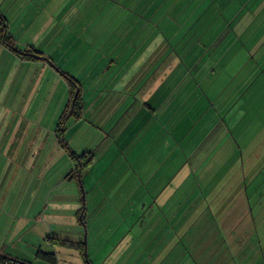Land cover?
<instances>
[{
	"label": "rangeland",
	"instance_id": "obj_1",
	"mask_svg": "<svg viewBox=\"0 0 264 264\" xmlns=\"http://www.w3.org/2000/svg\"><path fill=\"white\" fill-rule=\"evenodd\" d=\"M102 1L0 0V18L4 20V25L11 36L10 40L6 38L9 35L1 38L3 27L2 21H0V88L9 90V99H25V93H21V90L25 88V82L31 88L68 87V77L73 76L80 82L83 94V89H97L99 83L105 81L97 77L96 74L98 73L90 75L91 78L89 79L83 78L89 75V71L93 69L91 65L88 66L86 58L96 61L94 66H98V68L95 72H99L102 65L99 59L102 56L117 55L116 59L119 62L122 58H118L119 55H123L125 65L128 62L127 67L128 65L131 67L137 57H141L134 68L138 67L139 69L143 65V78L151 75L155 77L160 74L159 70L167 60L169 51L175 50V53L187 58L188 53L195 47L189 60H180L177 55L178 59L173 67L174 72L165 82L164 88H170L171 96L174 97L189 83L190 91L197 86L198 92L207 91L208 95H211L212 101H209V106L206 104L199 110H191L192 102L194 99H198L196 97L198 92L194 88L195 96L191 98V101L189 100L187 105L190 110L186 112L181 109L174 116V119L188 118L190 125L197 123L200 126L206 118L208 119L214 113L216 117H219L220 120L223 119V122L226 123V134L238 135L243 133V137H247L250 143L249 149L244 154L241 153L242 151L238 152L237 157L232 162L233 169H236V176H230L232 171L228 174L225 167L221 179L218 176L216 177L217 180H214L219 183L218 180L220 179L221 184H223L221 188L223 191L217 187L213 189L212 194L206 192V194L201 195L205 199V206L200 211L206 210V217L199 224H193L194 216L191 207V204L198 198L195 194H199V192L195 190L199 187L198 185L195 188L192 185L189 186L190 206L185 207L184 201L183 214L171 219L174 229H169L167 233H170V237L174 238L171 247L174 251L163 264H264V14L254 16L251 27L242 30L243 25L239 24L242 17L236 19L235 15L223 9L219 16L216 15L215 23L211 27L207 25L204 31L194 37L196 34L194 27L198 25L193 24L192 19L198 21L201 17H205L207 20L214 12L216 13L215 9L211 8V14L197 15L191 18L193 7L198 4L199 0H188V2L183 0L184 3H188V12L182 10L178 17L168 15L172 21L176 22L175 27L173 25L168 27L166 21L164 23V16H166L164 15L162 20L158 21L161 29L158 27V22L154 26L148 21L145 24L144 19L150 20L149 17L156 18V15L144 14L147 12V9L144 10V6L148 5V9L157 11L164 5V0H109L101 7ZM209 1L204 0L205 3H203L202 0L199 5L207 6ZM188 13H192V15ZM199 22L200 20L197 23ZM157 31L160 34L158 37ZM172 34L175 41L171 45L169 43L168 46L163 47L158 53L156 51L159 48L154 47L156 44L150 45L148 42L153 38L156 42L161 37L166 40V36ZM230 34L232 36L236 34L238 41L231 42L229 40ZM139 42L142 44H137ZM132 44H136L135 47ZM193 44L197 45L193 46ZM29 47L45 52L51 61L47 60V65L41 67L42 64L38 62L40 60L25 59V53L29 52ZM13 50L22 53L24 57L16 55ZM137 50L138 52L135 53ZM83 55L86 56L84 60L80 59ZM78 59H80L79 62H77ZM130 62L132 63L129 64ZM9 66L13 67L12 72ZM168 71L170 72V70ZM26 72L29 74L27 80H25ZM136 86H130L132 93L137 90L139 83H136ZM102 87H106V85H102ZM134 97L135 94H132L133 99ZM28 98H35L39 102L45 98V94H40V91L37 90L31 92ZM212 102L214 103L211 105ZM130 104L132 103H129L128 107L123 108L122 111L112 112L114 115V120L111 119L113 123L122 116L132 115L134 109L129 107ZM204 113L206 114L205 117H203ZM84 117L92 124L86 128L79 127L76 138L79 148L81 144H85L87 147L86 151L79 152V154L80 156L84 155L85 160H90L87 168L88 178L93 179V185L97 187L96 192L104 184L105 178L111 177L114 170L124 166H122L124 161L127 164L132 163L131 165L134 167L140 163H145L147 167L150 166L153 155L150 147L153 146L147 145L142 138L140 140V138L128 135L124 139L122 136V139L114 142L112 151L105 149L107 145L102 142L104 136L90 144L88 140L82 142L86 137L89 138L93 133L96 134L97 131L101 130L90 112L80 118ZM113 126L114 124L103 127L104 131L106 133L114 131V134H117L122 129L121 124L117 128ZM229 127L232 128V131ZM64 131L65 128L63 129V136ZM146 136L147 141L149 136ZM116 149L120 153L124 151V154L120 155L122 156L121 161L118 158L119 155L113 153ZM135 154L139 156L135 157ZM193 161L191 160L190 163ZM225 163L223 160L220 166L225 165ZM241 173L245 177L243 192L245 194L247 191L250 199L249 209L252 210L248 217L250 220H246V218L240 220L236 226L238 228L226 227L224 232H220L217 235L218 238L216 237L217 240H220L219 243L216 239L209 242L208 236L204 235L202 238L201 232L204 230L208 235L212 222L216 227L218 226L217 223L222 227L217 212L219 206L217 205L228 199L229 193L234 195L238 193L236 191L230 192L229 186L231 179L235 181V177L240 178ZM193 174L194 180L197 179V182L202 178V176H198L197 168H193ZM136 182L135 175H125V180L121 184H126L127 189H129V186ZM116 194L117 191H111L106 194V197H114ZM126 209L118 208L115 215H112L114 210L112 209L104 217L100 211L95 212L93 207H90L89 219L84 226L82 238L85 244L86 257L82 256L79 249H64L55 246L50 249L57 255L56 263L36 259L32 255L29 258L36 260L38 264H160L158 258L155 259L157 256L161 257V249L154 247V243L151 244V236L154 235L153 233L149 235L150 220H145V217H142L145 225L141 226L140 223L135 222L136 216H126L129 212L127 210L125 213L126 221L122 222L124 218L122 211ZM119 216L122 217L118 218ZM113 217L115 221L120 220L114 225H122V229L120 233L110 237L111 231L104 227L105 223H102L101 220L112 221ZM95 221L100 222L95 223ZM249 224L251 227L246 228ZM183 225L184 228L181 229ZM188 226L190 230L188 228L187 236L189 237L184 239L182 233L186 232L182 231H185ZM123 237H128L127 248L124 250L119 244L124 242ZM205 250L206 254L203 255ZM170 258L171 262L169 261ZM0 264L14 263L10 260H1Z\"/></svg>",
	"mask_w": 264,
	"mask_h": 264
},
{
	"label": "crops",
	"instance_id": "obj_2",
	"mask_svg": "<svg viewBox=\"0 0 264 264\" xmlns=\"http://www.w3.org/2000/svg\"><path fill=\"white\" fill-rule=\"evenodd\" d=\"M108 1L103 0L100 6L102 7ZM223 1L226 0H210L207 6L199 5L198 2L193 7V15L188 13L192 15L191 18H194L197 15L211 14V8L216 11L215 13L213 10L215 15L213 13L207 20L205 17L198 19V21L200 20L199 23H197V19H192L193 24L198 25L194 27L196 30L194 37L204 31L207 25L211 27L215 23L216 15L219 16L223 9L235 15L236 19L242 17L239 23L243 25L242 30L251 27L254 16L264 14V0ZM203 3H205L204 0ZM163 4L157 11L148 9V5L144 6V10L147 9L144 14L156 15V18L144 19L145 24L148 21L154 26L166 15L164 16V23L166 21L168 27L170 25L175 27L176 22L172 21L168 15L178 17L182 10L188 12V3H184L183 0H164ZM157 24L161 29L160 23ZM158 32L156 33L157 37L160 35ZM173 36V34L167 35L166 40L161 37L156 42L153 38L148 42L150 45L156 44L154 47L159 48L156 51L158 53L163 47L168 46L169 43L171 45L175 41ZM237 39L236 34L234 36L229 35L231 42L238 41ZM197 44H193V46ZM134 45L133 47H135ZM194 49L188 53L187 58L175 53V50L169 51L167 60L159 70L160 74L145 78L142 74L143 65L139 69L138 67L134 68L141 57H137L133 65L127 67L128 62L125 65L123 55H119L118 58L122 57L119 62L116 59L117 55L102 56L99 59L100 64H102L99 72H95L98 68V66H94L96 61H91L84 55L80 57L82 60L86 58L88 66L91 65L93 68L89 71V75L83 78L89 79L91 78L90 75L98 73L96 74L97 77L100 80H105L99 83L97 89H83L85 102L83 115L86 116L90 112L101 130L97 131L96 134L93 133L89 138L86 137L82 142L88 140L90 144L104 136L102 142L107 145L105 149L112 151L114 142L122 139V136L125 139L129 135L140 138V140L142 138L147 145L153 146L150 147V151L153 153L150 166L147 167L145 163H140L134 167L131 165L132 163L127 164L124 161L122 168L114 170L111 177L104 179V184L98 192H96L97 187L93 185V179L88 178V166L78 168L77 162L70 157L63 145V143L67 144L78 154L86 151L85 144H81L80 148L78 147L77 131L79 127L86 128L92 123L85 117L79 119L69 116L65 123L63 138L57 131L59 118L69 100V86L31 88L25 82V88L21 90V93H25V99L14 98L15 100L8 98L9 90L0 88V249L2 251L10 250L13 253H7L12 256L32 260L29 256H35L38 248L44 251H49L55 246L64 249H77L62 245L60 242L55 243L51 239L83 242L84 226L89 219L90 207H93L95 212L100 211L104 217L112 209H114L112 215H115L116 210L123 207L127 209L122 211V216H124L122 222L126 221V216H136L135 222L137 221L141 226L145 225L142 217H145V220H150L149 235L152 233L154 235L151 236V244L154 243V247L161 249V257L155 256V260L158 258L160 264L168 260L174 251L171 249L174 238H171L170 233L167 232L169 229H174L171 219L183 214L184 201L185 207L190 206L189 186L192 185L195 188L198 185L199 187L195 190L199 192V194H195L198 198L194 199L195 201L191 204L194 216L193 224H199L206 217V210L200 211L205 206V199L201 195L206 194V192L210 194L217 187L221 190L223 184H221L220 179L223 168L226 167L228 174L232 171L230 176H236V169H233L232 162L237 157L238 152L242 151L241 153L244 154L249 149L250 143L247 137H243V133L238 135L226 134V123L223 122V119L220 120L219 117H216L214 113L208 119L206 118L200 126L197 123L190 125L188 118L174 119V116L181 109L186 112L190 110L187 107L188 102L195 96L194 88L195 90L198 88L196 86L190 91V84L188 83L187 87L172 97L171 89L164 88V84L174 72L173 67L177 62V55L180 60H189ZM137 52L138 50L135 51V53ZM113 57L114 59H111ZM38 62L42 64L41 67L47 65V60ZM10 68L12 72L13 67ZM53 69L55 70L54 67ZM28 75L26 72L25 80L28 79ZM136 83H139V87L132 93L131 89L136 86ZM102 85H106V87H102ZM37 90L40 91V94H45V98L39 102L35 98H28L31 92ZM192 91L194 92L192 93ZM132 94H135L134 99ZM197 94L198 99H194L192 102L191 110H199L206 104L209 106V101H212L211 95H208L205 90ZM129 103H132L129 107L134 109L132 115L122 116L113 123L114 115L112 112L122 111L123 108L128 107ZM205 116L204 113L203 117ZM112 124L115 128L121 124L120 132L114 134V131H110V133L104 131L103 127ZM229 129L232 131V128L229 127ZM165 130L167 131L164 132ZM146 135L149 136L147 141ZM113 153L119 155L118 158L121 161L122 156L120 155L124 154V151L120 153L116 149ZM134 156L138 157L139 155L135 154ZM140 158L138 159L140 160ZM191 160L194 161L190 163ZM223 160L226 163L220 166ZM193 168H197L198 176H202L198 182L197 179L194 180ZM175 169L176 172L174 173ZM125 175L136 176L137 182L130 185L129 189H127L126 184H121L125 180ZM218 176L220 178L219 183L214 181L217 180L216 177ZM233 180L231 179L230 182V192L236 191L238 193L235 195L229 193L228 199L217 205L219 206L217 212L222 227L219 226V223L216 227L212 222L208 235L204 230L201 232L202 238L204 235L208 236L209 242L215 241L216 237L218 238L217 235L224 232L226 227H236L240 220H245L244 218L250 220L248 218L252 212L251 208L249 209L250 199L247 191L245 194L243 192L244 174L241 173L240 178L235 177V181ZM213 185L215 186L213 187ZM111 191H117L116 196L106 197V194ZM143 208L145 212L142 211ZM127 210L129 212L125 216ZM97 222L100 221H95V223ZM101 222L105 223L104 227L111 231L110 237L120 233L122 229V225H114L115 222H120V220L115 221L114 217L112 221L101 220ZM177 222H179L178 219ZM174 225H176L175 222ZM250 225L246 228L251 227ZM188 228L189 226L185 231H182L186 232L182 233L184 239L189 237L187 236ZM240 229L242 231V228ZM123 238L124 242L119 243L122 250L127 248V238ZM216 241L217 243L220 242L219 239ZM177 243L179 244L178 240ZM205 254L206 250L203 255ZM169 261L171 262V258ZM34 262L38 264L36 260Z\"/></svg>",
	"mask_w": 264,
	"mask_h": 264
},
{
	"label": "trees",
	"instance_id": "obj_3",
	"mask_svg": "<svg viewBox=\"0 0 264 264\" xmlns=\"http://www.w3.org/2000/svg\"><path fill=\"white\" fill-rule=\"evenodd\" d=\"M0 21H2V33H1V38L2 36H7L9 35L8 31H7V27L4 25V20H2L0 18ZM8 40L11 39V36H7L6 37ZM2 41V40H1ZM29 52L25 53V59H35V60H49L51 61V58L43 51H39L36 50L34 47H29L28 48ZM14 53L20 57H24V55L22 53H17L16 50H13ZM68 86H69V100L59 118V122L57 125V131L59 132V135L61 136V138H63V129L65 128V123L68 119L69 116H74L75 118H80L83 115V109H84V99H83V94H82V88L80 85V82L74 78L73 76H69L68 77ZM63 141V139H62ZM63 145L65 146V148L67 149L70 157L77 162V167L81 168V167H86L89 165L90 160L87 159L85 160L84 158H86L84 155L80 156V154L76 153L75 151H73L67 144L65 145V143H63ZM53 242H60L62 245H66L69 247H74L80 250L82 256L86 257V251H85V244L84 242H74L71 240H52ZM5 254L7 256H12L4 251H2L0 249V261L1 260H10L7 257H5ZM15 257V256H12ZM16 259H19V261H12L14 264H36L33 260H27V259H22V258H18L15 257ZM35 258L36 259H42L43 261H48L51 263H56L57 262V255L55 252L53 251H44L41 248H38L35 252ZM88 261V260H87ZM89 262V261H88Z\"/></svg>",
	"mask_w": 264,
	"mask_h": 264
},
{
	"label": "water",
	"instance_id": "obj_4",
	"mask_svg": "<svg viewBox=\"0 0 264 264\" xmlns=\"http://www.w3.org/2000/svg\"><path fill=\"white\" fill-rule=\"evenodd\" d=\"M2 255H4L5 257H7L8 259L10 260H13V261H19V259H16L15 257H12V256H7L5 254L2 253Z\"/></svg>",
	"mask_w": 264,
	"mask_h": 264
}]
</instances>
